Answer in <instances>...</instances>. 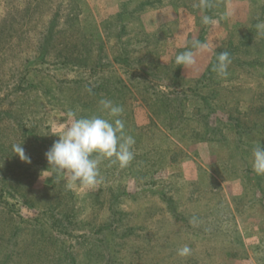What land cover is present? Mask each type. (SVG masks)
Here are the masks:
<instances>
[{
  "label": "rangeland",
  "instance_id": "1",
  "mask_svg": "<svg viewBox=\"0 0 264 264\" xmlns=\"http://www.w3.org/2000/svg\"><path fill=\"white\" fill-rule=\"evenodd\" d=\"M200 3L0 0V264H264V0ZM102 99L132 162L91 189L46 178L67 113L108 118Z\"/></svg>",
  "mask_w": 264,
  "mask_h": 264
},
{
  "label": "clouds",
  "instance_id": "2",
  "mask_svg": "<svg viewBox=\"0 0 264 264\" xmlns=\"http://www.w3.org/2000/svg\"><path fill=\"white\" fill-rule=\"evenodd\" d=\"M200 6L208 7V0H201ZM211 22L212 19L209 16L202 17L201 23L207 25ZM257 27L264 28V25ZM206 48L207 45L194 41L190 49L176 55L175 64L184 67L192 66L195 63L193 49L204 51ZM230 63L229 53L220 52L216 57L213 71L220 76H226ZM99 104L101 113L106 114L108 118L104 115L78 117L73 111L67 113V123L56 135L59 139L45 153L49 167L43 173H47L49 169L52 171V175L46 178L63 177L66 187L70 190L91 189L101 182L100 165L104 160L120 168H125L132 162L135 139L124 131V121L119 118L123 108L109 99H102ZM13 152L21 161L31 163L22 144L13 145ZM252 169L257 175H264V146L259 142L252 152ZM191 222L194 223L195 220ZM191 251L185 245L178 249L177 254L187 257Z\"/></svg>",
  "mask_w": 264,
  "mask_h": 264
}]
</instances>
